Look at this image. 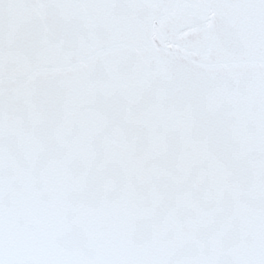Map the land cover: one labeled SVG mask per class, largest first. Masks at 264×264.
Returning a JSON list of instances; mask_svg holds the SVG:
<instances>
[{"label":"snow or ice","instance_id":"6c2138e0","mask_svg":"<svg viewBox=\"0 0 264 264\" xmlns=\"http://www.w3.org/2000/svg\"><path fill=\"white\" fill-rule=\"evenodd\" d=\"M0 264H264V0H0Z\"/></svg>","mask_w":264,"mask_h":264}]
</instances>
